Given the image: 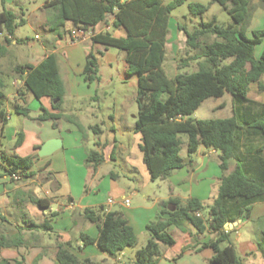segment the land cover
<instances>
[{
  "label": "trees",
  "instance_id": "trees-1",
  "mask_svg": "<svg viewBox=\"0 0 264 264\" xmlns=\"http://www.w3.org/2000/svg\"><path fill=\"white\" fill-rule=\"evenodd\" d=\"M185 1L51 0L44 8L49 9L46 25L55 42L64 41L69 36L71 29H66L67 22L72 23V28L91 30L113 17V28L126 31L125 37H116L105 31L93 33L91 39L93 44L106 49L115 47L123 51L125 75L137 77L138 118L134 131L142 135L140 148L153 181L185 165L181 156L184 142L181 134L187 135L189 155L201 146L220 152L223 176L212 204L206 205L195 197L185 200L170 197L162 201L157 219L146 225L149 237L146 244L136 250L133 264H158L163 255L161 244H175L171 229L184 222L192 224L198 234L210 231L214 237L198 246H185L178 257L188 250L200 252L211 248L213 256L205 264H245L226 226L240 219H250L254 204L264 201V102L248 96L252 83H257L258 89L264 92V49L259 58L255 56L256 46L264 42V28L253 30L252 36L247 34L257 8L253 0H212L228 12L232 21L223 24L213 18L209 22H200L192 31L185 24H179L186 35L187 47L194 54L182 58L178 69L188 66L191 61L197 62L198 69L171 77L164 67L169 22L173 10ZM260 1L263 5L264 0ZM1 2L0 36L4 35V39L0 44V57L8 51L7 45L15 38L19 25L17 15L6 8V0ZM189 10L192 16L200 17L207 12L208 6L192 3ZM24 21L22 18L20 24ZM99 71L98 56L91 51L86 58L85 80L99 83ZM10 73L23 79L26 91L37 99H51L53 111L42 108L37 120H52L56 125L63 116L61 110L66 95L56 54L49 53L37 65L17 64ZM6 86L5 74L0 72L1 130L9 115ZM225 93L233 97L232 116L191 117L206 99L222 97ZM16 111L27 116L30 113L27 107L20 105L16 106ZM91 128L97 133L101 131L97 125ZM23 141L24 133L19 132L14 148ZM37 156H10L0 149V158L9 176L14 173H19L21 178L32 176L31 168ZM231 160L235 161V168L227 174ZM88 162L96 171L103 162V155L92 149ZM28 200L41 208L50 204L48 199L31 194ZM83 215L99 229L97 237L81 235L85 244H97L101 251L111 256L137 247L138 236L122 211H107L101 205L85 208ZM0 219L6 220V217L0 213ZM31 225L38 228L34 222ZM45 227L50 229L46 224ZM32 239L24 234L9 236L0 233V247L30 245ZM58 246L59 264H97L90 259L78 258L63 244ZM258 248L264 256V229L258 238ZM0 264L22 263L0 258Z\"/></svg>",
  "mask_w": 264,
  "mask_h": 264
},
{
  "label": "crops",
  "instance_id": "crops-1",
  "mask_svg": "<svg viewBox=\"0 0 264 264\" xmlns=\"http://www.w3.org/2000/svg\"><path fill=\"white\" fill-rule=\"evenodd\" d=\"M10 1L16 2L22 11L23 2ZM47 1L51 0H46L40 5L41 16L35 21V25L41 28L42 34H36L34 38L25 40L19 37L16 31L15 38L10 45H7L8 51L0 57V72L8 77L13 87V92L7 94L8 122L3 130L0 125V149L10 156L38 155L31 168L33 175L18 180L7 175L0 158V213L6 217V220L0 219V233L9 236L24 234L33 238L30 245L0 247V258L18 260L22 264H59L58 245L63 244L80 259H90L97 264H127L124 261L125 257L128 254L135 256V248L130 251L129 249L132 248H127L119 255L111 256L101 251L97 244H85L81 235L97 237L99 229L96 223L84 217L83 210L102 205L107 211H122L137 234L139 244V236L147 233L146 225L157 219L162 201L170 197H178L182 200L195 197L206 205L212 204L223 176L220 154L216 157L218 151L202 147L194 155H189L187 151L185 156L181 155L185 164L182 168L172 170L155 180H161V183L167 186L165 187L168 189V195L144 193L141 201H137L139 192L144 189L137 185L135 174L142 176L146 187L153 181L140 148L142 135L132 129L127 130L126 133L120 130L123 138L119 139L117 128L112 127L109 130L110 136L99 138L94 143L96 150L103 155V162L96 171H93L88 159L90 150L95 148L88 145L85 134L92 126L99 124L92 123L90 119L100 120L103 125L106 122L101 118L103 114L93 104L100 99L98 89L101 79L99 83H88L85 80L86 58L89 52L94 51L98 59L99 56L107 58V63L112 66L121 55V50L114 47L106 49L101 45L93 44L92 36L75 44L70 43L68 37L64 41L55 42L46 25L49 9L44 8V5ZM253 3L257 8L247 31L249 36H252L253 30L264 28V4L261 5L260 0H253ZM1 8L3 9L2 2ZM6 8L13 11L8 6V0H6ZM112 22L113 17H110L106 23L99 24L90 31L92 34L110 31L116 37H125L126 31L123 28L114 29ZM174 24V29L170 31L172 25L170 17L166 53L170 32L177 29L180 31L177 34L182 37L179 23ZM72 26L71 22H67L66 29L69 30ZM3 37L4 35L0 36V44L3 42ZM21 47L26 48L24 56L20 54ZM263 49L264 42L256 46V58L261 56ZM49 53L56 54L66 87L61 110L63 116L56 121V125L52 120H37L42 108L53 111L51 99L49 97L37 99L31 92L26 91L23 79L10 73L17 64L37 65ZM123 60L125 66V53ZM100 65L99 59V67ZM253 85L261 94L259 100L250 96L249 92ZM249 92L250 98L264 102V92L258 89L257 83L250 85ZM17 105L27 107L30 110L29 115L18 113ZM216 108L217 106L215 110H218ZM120 116L115 113L108 114V118L114 121V124L120 122H117ZM100 130L99 133L104 136L105 129L101 127ZM19 132L24 133V141L19 147L14 148ZM5 138L8 141L6 145ZM52 139H60L61 147L49 156H40L39 150L42 145ZM119 162L123 170L122 175L117 169ZM105 163L109 165L106 170L103 169ZM211 165L216 167L215 173L209 171ZM234 168L235 161L231 160L226 173H231ZM30 194L37 198L48 199L49 206L41 208L33 204L28 200ZM134 198L138 202L135 205L132 203ZM125 200L129 202L125 203ZM263 216L264 201L255 203L250 219ZM32 222L37 224L38 228L35 229L31 225ZM244 222L240 219L232 225H227L226 228L231 233L232 230L240 228ZM45 224L50 229L47 230ZM171 233L175 238V244L171 246L161 244L163 255L158 264H205L213 256V250L205 248L200 252L188 250L178 257L185 246L189 244L198 246L210 241L214 237L210 231L198 234L192 224L184 222L181 226L172 228ZM236 241L243 247L245 264H264V256L254 240H242L241 234L238 233ZM233 244L238 251V246Z\"/></svg>",
  "mask_w": 264,
  "mask_h": 264
},
{
  "label": "rangeland",
  "instance_id": "rangeland-1",
  "mask_svg": "<svg viewBox=\"0 0 264 264\" xmlns=\"http://www.w3.org/2000/svg\"><path fill=\"white\" fill-rule=\"evenodd\" d=\"M46 0H20V2H23L24 7L21 8L18 7V4L16 2H11L8 0V6H10L13 9V12L17 15V22L19 25L16 28L17 35L19 37H22L23 39H30L34 38L36 34H42V31H40L41 28H39L37 25H35V21L37 18H39L41 15L40 12V5L44 3ZM172 0H164L165 3H169ZM192 3H201L203 5L208 6V10L206 13L203 14V16H192L190 14L189 6ZM1 8V0H0V11ZM46 14V13H45ZM24 18V23L20 24V20ZM213 18H216L218 23L228 24L230 23L231 17L228 14L226 10H224L218 3H212V0H186L182 5L178 6L173 12L171 13V27L170 31L174 29L173 22H175L174 25L177 23L179 24H185L187 28L192 31L196 26L199 25L200 22H209ZM73 29V28H71ZM180 31H177V29L173 32H170L168 37V49L166 53V59H165V69L169 76H173L175 73H192L198 69L197 62L191 61L188 66L182 67L180 70L178 69V63L182 60V58H188L192 56L194 53H192L186 43H185V34L183 31L182 37H180L178 34ZM185 36V37H184ZM115 48V47H114ZM118 49V48H117ZM21 56H24L26 53V48L21 47L20 48ZM119 50V49H118ZM189 50V51H188ZM188 52L189 53L188 55ZM121 55L119 58H117L113 63L112 66H110L107 63V58H103L102 56H99L101 60V65L99 67V75L101 76V82L99 83V89H98V95L99 100H96L93 102V104L96 105V108L103 114L101 118L106 122L105 125L101 124L99 122L100 120H95V118L90 119V121H93L92 123H99L98 126L103 129H105L104 136L101 135V133H97L94 131L93 128L87 130L85 136L88 139L87 143L90 147L95 148L94 145L95 142L99 140V138H103L106 136H110L111 132L109 131L110 128L116 127L117 131V137L119 139L123 138L121 132H127V130L132 129L134 130L135 122L138 118V105L136 102V92H137V77L131 76L127 77L124 73L125 66H124V52H120ZM122 57V58H121ZM5 80L7 83V86L5 88L6 94L10 95L13 92V87L11 81L8 79V77L5 76ZM264 81V76H263ZM250 96L254 99H260L261 94L258 92L255 85L250 89ZM217 106L215 110V107ZM109 113H115L119 114L120 119L117 120V122L114 124V121L110 120L108 118ZM233 115V97L229 93H225L222 97H210L206 99L202 105L191 115L192 118L196 119H208V118H217V117H230ZM67 119V117L65 116ZM73 120L76 121V119L73 118ZM89 121V120H87ZM96 126V124L94 125ZM121 130V132H120ZM181 138L184 140L181 148V155L185 156L187 153V135L181 134ZM127 138V137H126ZM7 138H5V145L7 143ZM202 148H206L204 146H201ZM220 154L218 152L216 154V157ZM194 155V154H192ZM114 165H112L113 167ZM109 167L107 163L103 164V169L106 170ZM117 169L122 175L123 170L120 168V162L117 164ZM210 172L215 173L216 167L214 165L210 166L209 169ZM137 176V179L135 180L137 185L139 187H142L141 192H139L137 201H141L142 194L148 193L151 195L161 194V195H168V189L167 186L164 183H161V180L159 181H152L147 187L143 184V178L142 176L135 174ZM166 186V187H165ZM133 205H135L136 202L135 198L132 201ZM264 229V216L261 218L256 219H249L245 220V222L241 225L240 228L237 230H232L231 240L235 245L238 246V254L242 258L243 262L246 263L245 260V253L243 250V247L240 246V244L236 241L237 234L240 233L242 236V240H254L258 246V238L260 235L261 230ZM238 232V233H237ZM149 235L146 233V235H140L139 236V244L135 248L137 250L138 248L143 247L147 240ZM129 249L130 250H133ZM135 256H131L128 254L125 257V262L127 264H133ZM133 259V260H132Z\"/></svg>",
  "mask_w": 264,
  "mask_h": 264
},
{
  "label": "built area",
  "instance_id": "built-area-1",
  "mask_svg": "<svg viewBox=\"0 0 264 264\" xmlns=\"http://www.w3.org/2000/svg\"><path fill=\"white\" fill-rule=\"evenodd\" d=\"M93 34L91 33L90 30H84V29H80V28H73L70 31V34L68 36L69 42L72 44H75L77 42H80L84 39H86L87 37H91ZM12 179L18 180L21 178V175L19 173H14L10 176ZM112 202V200H110V203ZM128 200H125V203H128Z\"/></svg>",
  "mask_w": 264,
  "mask_h": 264
},
{
  "label": "water",
  "instance_id": "water-1",
  "mask_svg": "<svg viewBox=\"0 0 264 264\" xmlns=\"http://www.w3.org/2000/svg\"><path fill=\"white\" fill-rule=\"evenodd\" d=\"M62 145V141L60 139H52L45 142L41 149L39 150L40 156H49L58 150ZM233 223H228L227 225H232Z\"/></svg>",
  "mask_w": 264,
  "mask_h": 264
}]
</instances>
